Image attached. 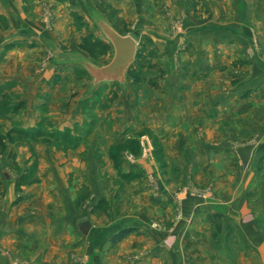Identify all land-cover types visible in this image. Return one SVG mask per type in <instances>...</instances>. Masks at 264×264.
Here are the masks:
<instances>
[{
    "label": "crops",
    "instance_id": "obj_1",
    "mask_svg": "<svg viewBox=\"0 0 264 264\" xmlns=\"http://www.w3.org/2000/svg\"><path fill=\"white\" fill-rule=\"evenodd\" d=\"M225 1L233 18L213 26L211 34L206 36L208 39H205V45L214 53L209 61L212 65L222 64L228 58L236 59L234 56L238 55L243 57V62L253 64L251 72L255 79L247 83L251 72L248 74L250 78L242 74L218 73L215 79H222L224 82L239 80L235 88L226 95L224 103H227L228 108L220 103L221 111L226 110L228 114L229 105L236 102L237 96L248 91L249 97L244 101L250 105L245 110L248 112L252 107L255 110H264V89L258 88V85L264 84V59L257 53L253 58L247 56L249 51L253 52V31L258 34L260 31L264 32V0ZM45 6L56 10L51 24L43 19ZM61 9L58 0H0V96L13 98V102L4 110V118L10 123L12 117L16 116V106H19L20 117L16 119L21 122V128L31 132L33 128H41L38 112L49 106L53 118L57 120L52 124L45 122L46 127L42 125V133L27 137L23 141L26 144L27 140L35 137L42 145L49 144L46 140L55 144L56 139L52 132L59 127L60 113L77 109L81 100L90 102L89 106H101V102L104 104V99L100 100L95 90L108 84L92 89L90 74L84 66L72 60L70 55L80 54L90 58L83 53L63 51L58 47L55 34L67 20L66 14H61ZM91 12L96 10L88 12L93 20ZM253 17L256 19V28H252ZM93 23L98 28L94 20ZM259 38L264 51V34L261 33ZM223 49L227 52L223 53ZM44 62L48 64L42 66ZM76 66L86 72L75 71ZM118 85L121 94L129 92L128 76L125 89L119 83ZM253 98L258 99L257 103ZM223 99L225 98L220 100ZM213 107L211 112L214 111ZM97 109L98 116L95 118L100 120L98 129L100 134L107 136V126L104 125V119H101L102 111ZM237 109L233 108L234 121L238 114L246 112ZM200 115L202 118L205 116ZM213 122L215 121L210 124L211 128L217 126ZM260 129L258 134L264 138V127ZM97 131L87 135L78 150L68 139V161L61 168L59 164L65 158L60 152L49 154L43 148L41 155L38 152V158H30L31 153L27 154V171L34 159L39 161V179L33 183L23 182L29 176L27 171L16 176L11 172L10 167L14 162L12 148L6 149L0 156V264H264V218L252 215L250 209V203L256 202L245 203V215L241 216L235 209L236 205L232 204L233 199L225 202L203 201L197 200L191 194L177 195L172 189L170 175H165L159 166L155 165L154 168L140 159L133 162L125 159L119 167L122 173L138 174L132 188L140 202L132 217L115 220L112 218L108 224L97 226L96 218L91 214L92 206L109 192L102 174L107 170L116 171L113 163L107 161L106 149L100 150L103 154H99L105 156V160L107 158L104 164L107 168L102 169L101 163L95 161V151L100 142ZM127 140L120 139L118 142L124 143ZM151 140L155 144L158 141L164 145L169 152L165 154L169 163L176 166L184 160L186 154L183 147L187 144V139ZM204 143L206 146L197 143L196 150L200 160L206 152L214 151L213 146L207 145L208 141ZM262 143L257 159L264 157ZM108 144L112 142L107 140L105 147ZM170 148L176 151L175 157ZM82 153L85 154L84 157L80 156ZM20 158L22 157L18 155V162ZM214 165L216 164L212 163L209 166ZM152 170H155L157 179L163 182L157 184L156 180H150L149 174ZM216 171L212 169L211 172L214 183L219 178V172ZM155 172L152 171V174ZM219 188L217 185L215 190L220 195L222 189ZM253 188L260 191L264 186L256 184ZM83 191L94 193L93 198L96 201L84 202V211L81 212L77 210V193ZM229 191L225 187L227 198ZM178 202L182 216L177 221L174 212ZM247 206L250 209L248 212ZM155 217L158 222L153 220ZM85 220L91 223L87 234L80 229ZM155 223H159V227ZM237 225L239 230L236 229ZM125 228L133 231L112 245V237Z\"/></svg>",
    "mask_w": 264,
    "mask_h": 264
},
{
    "label": "rangeland",
    "instance_id": "obj_2",
    "mask_svg": "<svg viewBox=\"0 0 264 264\" xmlns=\"http://www.w3.org/2000/svg\"><path fill=\"white\" fill-rule=\"evenodd\" d=\"M58 1L62 6L61 14H66L67 17L66 24L59 27V32L55 34L58 47L63 51L83 53L97 66L107 65L112 60L113 46L95 26L89 16V10H96L97 13L107 17V20L122 35H131L137 39L139 42L137 55L128 73L129 92L121 94L118 83L114 82L95 90L98 98L104 99V104L96 102L101 106H89L90 102L81 100L77 109L61 112L59 127L52 132L57 140H55L56 145L47 140L49 144L42 145L35 140L36 137L27 140V144L23 143L27 137L41 134V128L44 130L46 127L45 122L50 124L57 122L49 106H45V110L38 112L39 125L42 123L44 128L40 125L41 128H33L30 132L21 128V122L16 119L20 117L19 106H16L14 110L16 116L12 117L10 123L6 121L4 110L13 102V98L0 96V121L2 122L0 156L6 152V149L12 148L14 162L10 170L13 175L16 176L22 171L26 172L29 168L27 154L31 153L30 158L36 156L38 158V152L41 155L43 148L49 154L60 152L65 161H61L59 167H63L68 161V139L78 150L84 138L98 130L97 139L100 142L95 151V161H99L102 169H106L104 164L108 158L107 161L113 163L116 171L107 170L104 175L102 174L109 192L92 206L91 214L96 218L97 226L108 224L112 218L114 220L130 218L135 207L139 205L140 198L135 196L132 188L138 174L132 172L125 174L119 169L120 163L125 159L130 162L140 159L150 163L154 168L155 165L159 166L165 175L171 176L172 189L177 195L191 194L197 200L203 201L225 202L233 199L232 204L236 205L235 209L239 212L237 214L241 216L245 215L243 213L245 203L256 202V204L250 203L252 215L264 218V188L260 191L253 188L256 184L264 186V157L256 158L260 143L263 142L261 148L264 146V138L258 134L261 132L260 128L264 127V110H260L262 108L255 110L252 107L250 111H246L250 105L244 101L249 97L250 91H248L237 96L236 102H232L234 105H229L228 114L226 110L221 111L220 103L228 108L227 103H224L227 99L226 95L228 91L235 88L239 80L224 82L222 79H215L218 73H234L242 74L247 78L251 75L247 82L250 83L255 79L251 72L253 64L243 62V57L235 55L234 60L228 58L225 63L212 65L209 57L214 53L205 45V39H208L206 36L211 34L213 26L233 18L227 1ZM44 8L43 19L47 24H51V18L56 10L50 6ZM255 22L256 19L253 17L252 28H256ZM261 33L264 34L263 31L259 34L253 31L251 35L253 52L249 51L247 55L250 58L257 53L264 59L259 38ZM224 51L227 52L226 49L222 50L223 53ZM216 52L217 50L215 54ZM47 64L44 62L42 66ZM74 69L78 72H86L81 67L76 66ZM258 88L264 89V84L258 85ZM223 97L225 99L220 100ZM253 99L257 103L258 99ZM212 107L213 112H211ZM97 108L102 111L101 119H104V125L107 126V136L100 134L98 129L100 120L95 118L98 116ZM233 108H240L243 111L246 109V112L238 114L234 121ZM200 114L205 116L202 118ZM206 117L208 119H205ZM228 117L229 120H227ZM212 121H215L213 124L217 126L211 128ZM182 138L187 139V144L183 147L186 154L185 161L182 160L180 165L175 164L176 166L168 162L169 159L167 160L165 154L169 152L164 145L158 141L155 144L151 140ZM120 139L128 140L121 143L118 142ZM107 140H110L112 144L105 147ZM205 141L209 142L207 145L213 146L214 151L206 152L204 158L200 160L196 150L197 143L206 146ZM103 149L107 152L106 160L105 156L102 157L99 154H103L100 151ZM169 150L174 152V155L170 154V156L175 157L176 151L171 148ZM85 154L82 153L80 156L84 157ZM18 155L22 157L19 162ZM202 161L204 166L201 167ZM207 162H209L208 165H206ZM38 163L39 161L34 159L30 170L27 171L29 176L25 177L26 181L23 182L33 183L39 179ZM212 163L218 165L220 169H217L216 165L209 166ZM212 169L219 172L218 181L215 183L211 180ZM152 171L155 172V170ZM152 171L149 174L150 180H156L157 184L163 182L158 180L156 172L152 174ZM215 185H219V189H222L220 195L215 190ZM225 187L230 190L228 198L225 196ZM93 196L94 193L78 192L77 210L83 212L82 205L87 200L95 202L96 198ZM250 209L246 207L247 212ZM181 212L178 202L174 212L177 221L182 216ZM156 219L155 217L153 220L158 222ZM155 224L158 227L160 225ZM236 229L239 230L238 225Z\"/></svg>",
    "mask_w": 264,
    "mask_h": 264
},
{
    "label": "water",
    "instance_id": "obj_3",
    "mask_svg": "<svg viewBox=\"0 0 264 264\" xmlns=\"http://www.w3.org/2000/svg\"><path fill=\"white\" fill-rule=\"evenodd\" d=\"M91 15L99 30L113 46V58L104 66H97L93 61L80 54H71L70 58L86 68L92 79V89L114 82H118L125 89L129 69L137 55L138 41L131 35L119 33L101 14L91 12ZM90 228V222H83L80 227L84 234H87Z\"/></svg>",
    "mask_w": 264,
    "mask_h": 264
},
{
    "label": "trees",
    "instance_id": "obj_4",
    "mask_svg": "<svg viewBox=\"0 0 264 264\" xmlns=\"http://www.w3.org/2000/svg\"><path fill=\"white\" fill-rule=\"evenodd\" d=\"M113 26V25H112ZM114 27V26H113ZM115 28V27H114ZM111 44V43H110ZM138 51V50H137ZM131 68V67H130ZM130 70V69H129ZM133 230L131 228H125L118 233H116L112 239L111 243L112 245H115L116 243L120 242L123 238H125L128 234H130Z\"/></svg>",
    "mask_w": 264,
    "mask_h": 264
}]
</instances>
